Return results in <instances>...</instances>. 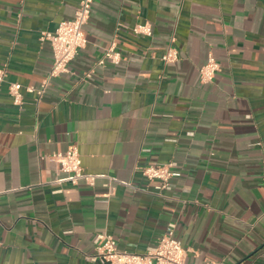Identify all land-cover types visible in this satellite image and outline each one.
I'll list each match as a JSON object with an SVG mask.
<instances>
[{"label": "crops", "instance_id": "crops-1", "mask_svg": "<svg viewBox=\"0 0 264 264\" xmlns=\"http://www.w3.org/2000/svg\"><path fill=\"white\" fill-rule=\"evenodd\" d=\"M78 2L0 0V264H104L97 233L141 254L170 223L186 264H264V0H93L69 71L14 104L7 82L47 77L41 35ZM110 46L120 62L97 65ZM72 145L94 186L56 181L48 156ZM169 161L180 174L157 192L139 168Z\"/></svg>", "mask_w": 264, "mask_h": 264}, {"label": "built area", "instance_id": "built-area-1", "mask_svg": "<svg viewBox=\"0 0 264 264\" xmlns=\"http://www.w3.org/2000/svg\"><path fill=\"white\" fill-rule=\"evenodd\" d=\"M93 0H79L74 14L69 19L61 20L53 32H43L41 38L49 42L52 51V63L47 77L39 85H25L19 82H7V92L16 105L23 100V92L33 94L39 100L48 85L49 79L69 71V64L85 42L84 26L90 18ZM135 34L151 35V25L148 22L137 23L132 27ZM174 37L170 39L169 46L161 54L160 59L164 64L178 60V51L173 45ZM121 60L120 53L113 46L104 50L102 56L96 61L103 65L106 61L118 64ZM219 70L218 61L209 54L206 61L198 68L199 82L207 84L212 82ZM88 75V74H86ZM6 73L0 68V86L6 81ZM48 159L58 171L64 174L57 182L66 181L77 184L83 181L88 186H94L97 175L87 173L81 165L80 156L75 145L64 152H55ZM139 172L149 181H155V190L170 189L169 179L180 174L174 161L161 164H149L139 168ZM109 182L112 178H108ZM108 182V185H109ZM174 224L170 223L165 232L158 238L155 245L148 247L143 253L119 251L116 239L104 232L97 233L93 239L94 254L89 256L93 262L104 264H186L185 256L188 251L179 239L173 235ZM203 264H215L205 262Z\"/></svg>", "mask_w": 264, "mask_h": 264}]
</instances>
